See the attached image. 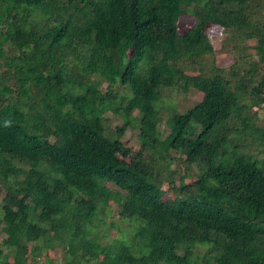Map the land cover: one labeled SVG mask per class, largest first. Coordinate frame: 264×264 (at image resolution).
<instances>
[{"label":"trees","instance_id":"obj_1","mask_svg":"<svg viewBox=\"0 0 264 264\" xmlns=\"http://www.w3.org/2000/svg\"><path fill=\"white\" fill-rule=\"evenodd\" d=\"M222 31L256 61L209 66ZM263 106L264 0H0V264H264Z\"/></svg>","mask_w":264,"mask_h":264},{"label":"rangeland","instance_id":"obj_2","mask_svg":"<svg viewBox=\"0 0 264 264\" xmlns=\"http://www.w3.org/2000/svg\"><path fill=\"white\" fill-rule=\"evenodd\" d=\"M193 21V18L191 16L184 17L180 24V30L181 32H185L187 29V26L191 24ZM210 42L214 49V55L213 57H207L206 61L207 64L210 66L212 60L215 62V66L218 68H223L225 70L233 68L232 66L235 64V62L248 60L247 62H253L256 61V57L253 56V53L249 51L248 49H244V46L250 47L255 44L253 41H247L243 43L242 41H238L236 37L232 35V33L228 31H222L218 35L210 36ZM235 44H239V47H236ZM189 68H198L197 65L190 66ZM191 73V72H190ZM106 84H103L101 89L105 91ZM201 98V95L195 91H191L186 94H180L178 97H175L174 95L168 98L166 100V103L168 107H171L172 110L177 111L178 113H183L187 109L194 106ZM256 112H258V124L264 127V106L262 109H254ZM172 114V111H171ZM166 108L163 110V119L162 122L159 125V129L162 133V136H166L169 133V125H168V119L171 115ZM105 118L107 120L106 125L110 127L111 129L116 128L117 126L122 125V120L112 115L111 113H108L105 115ZM122 143L126 146L130 147L133 150H137L140 146V142L138 139V129L135 128H127L125 134L122 136L121 139ZM111 190L117 189L112 184L107 185ZM2 198V195L0 194V200ZM119 208L117 205H114L112 207V215H110L107 226L104 229H100L98 231V234L100 235V241L104 243L111 242V239L113 238H120V239H128L131 234L133 233V230L135 228V224H133L129 220H121L119 215ZM1 236V235H0ZM54 262L55 264H63L61 260V249L56 248L54 250Z\"/></svg>","mask_w":264,"mask_h":264}]
</instances>
